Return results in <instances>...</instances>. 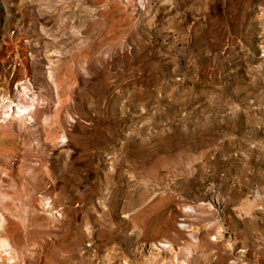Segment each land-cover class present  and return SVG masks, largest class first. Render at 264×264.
Instances as JSON below:
<instances>
[{"label":"rangeland","instance_id":"1","mask_svg":"<svg viewBox=\"0 0 264 264\" xmlns=\"http://www.w3.org/2000/svg\"><path fill=\"white\" fill-rule=\"evenodd\" d=\"M0 264H264V0H0Z\"/></svg>","mask_w":264,"mask_h":264},{"label":"bare ground","instance_id":"2","mask_svg":"<svg viewBox=\"0 0 264 264\" xmlns=\"http://www.w3.org/2000/svg\"><path fill=\"white\" fill-rule=\"evenodd\" d=\"M4 99L6 101H9V100H12V95H11V92H9L8 94H6V96L4 97ZM17 105L16 106H13L11 105L12 107V112L13 114L11 116H14V117H21L23 119V114H27L29 112V107H26V106H21L18 102H16ZM15 107L17 108V111L15 110ZM16 113V114H15ZM29 114V113H28Z\"/></svg>","mask_w":264,"mask_h":264}]
</instances>
